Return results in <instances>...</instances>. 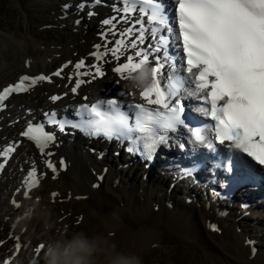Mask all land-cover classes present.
<instances>
[{"label":"bare ground","instance_id":"6f19581e","mask_svg":"<svg viewBox=\"0 0 264 264\" xmlns=\"http://www.w3.org/2000/svg\"><path fill=\"white\" fill-rule=\"evenodd\" d=\"M79 2L81 0H35L31 6L41 14V18L31 22L27 16L28 19L22 22V35L14 33L13 26L9 32L0 26V90L22 74L48 75L61 63L71 62L61 77H54L51 82H40L30 92L11 98L7 109L0 115V147L11 139H18L20 126L37 110L40 112L55 106L50 99L53 94L65 96L67 93L76 100L87 96L90 101L100 96L108 97L121 89L137 92V85L143 84L139 79L140 73H134L133 79H120L112 71L118 62L109 52L104 57L108 62L100 61L106 75L82 85L76 93L71 92L77 79H91L79 77L76 73L94 71L88 65L96 64L97 60L89 57L85 67L79 70L74 63L87 57L95 44H101L103 51L105 46L112 48L106 42L109 36L104 38L99 33L104 27L101 20L113 14V10L108 7L86 8L78 13L76 5ZM65 3L72 5L66 15ZM90 10L96 13L91 18L87 15ZM77 19L82 21L79 26L75 23ZM50 27L62 32L65 38L51 43L35 35ZM89 30L90 36L86 37ZM31 45L36 50L35 54L28 52ZM37 48L41 49V55ZM122 59H125L124 55H121ZM67 139L60 135L45 151L52 152L51 158L58 164L55 179V174L44 166L45 154L28 143L19 147L7 168V178L4 179L3 175L4 180L0 182V241L4 243L0 246V261L14 248L13 241L8 238L10 231L24 238L23 244L29 245L16 256V261L23 264L33 257V246L41 242L47 246L61 235L83 230L89 235L106 237L118 251L134 253L141 264H159V260L154 261L161 255L165 257L166 264H174L172 257L175 252L164 246V242L170 239L193 247L196 251L193 257H198L199 264H264V214L258 202L241 201L246 206H240L235 197L234 203L226 205V200L214 198V193L210 195L203 183L200 186L193 182L194 179L186 178L187 182L192 181L188 184L181 172L168 176L166 172L174 167L166 168L167 164L163 163L166 159L162 157L152 164L151 171L143 164L132 163L130 167L123 168L115 157L99 160L97 154L87 149L86 140L83 144L78 138L77 142ZM113 153L111 150L107 154ZM33 159L45 169L46 176L40 187L32 190L31 198H26L23 189L20 193L17 189L22 187L23 169ZM61 159L66 165L63 169L59 165ZM101 176L103 180L99 179ZM53 192L59 194L55 199L51 196ZM36 197H40L38 202ZM188 197L193 201L188 203ZM13 198L21 203L20 208L13 206ZM55 206L59 211H52ZM227 206L229 211L224 214ZM220 210L221 219L217 221L214 213L218 214ZM29 213L31 218L25 219ZM210 218L218 222L219 231L211 230ZM44 234L47 235L45 238ZM248 241L255 243L256 254L253 255ZM44 256L45 252H42L40 264H45Z\"/></svg>","mask_w":264,"mask_h":264},{"label":"snow or ice","instance_id":"6c2138e0","mask_svg":"<svg viewBox=\"0 0 264 264\" xmlns=\"http://www.w3.org/2000/svg\"><path fill=\"white\" fill-rule=\"evenodd\" d=\"M102 3L103 0H91V3L81 0L76 5L77 12ZM71 7L69 3L64 4L65 15ZM113 8L121 14L120 19L125 24L131 22L121 37L138 33L139 44L137 40L125 44L121 38L115 42V47L108 49L105 46L103 52L99 51L102 45L95 44L93 47L97 51L89 55L107 63L104 57L111 52L118 62L112 71L125 80L133 78L132 73H140L141 76L147 69V83L137 85L138 92L121 91V99H95L81 103L76 111L78 120L51 122L57 123L62 131L65 126H70L89 137L115 140L120 146L128 142L126 151L138 154L148 163L152 162L161 146H168L171 139L169 133L183 128L190 133L189 139L194 147L200 145L215 152L216 141L219 144L230 141V147L247 153L259 165H264V0H174L171 10L165 0H115ZM87 15L91 18L96 13L90 10ZM114 21H117L115 15L101 21L102 26H110L107 31L99 33L102 37L106 38L108 32L114 33ZM75 23L79 25L81 20L77 19ZM135 25L140 27L135 28ZM146 40L150 42L142 47ZM128 48L135 51L127 54ZM121 55L125 57L124 62H120ZM74 67L77 70L84 68V59L75 63ZM88 67L94 71H78L76 75L91 79H77L71 92L76 93L82 85L106 75L100 63ZM61 71H55L51 76L22 75L17 83L0 90V110L6 107L3 102L13 93L28 92L40 81L61 76ZM193 97L205 102L196 111L210 117L213 123H205L203 127L189 126L183 101ZM61 98L59 95L50 97L54 102ZM83 99L88 101L87 96ZM49 115L54 117L56 113H45V116ZM20 135L34 141L39 151L45 154L46 166L55 174V179L57 166L47 159L53 153H45L55 143L54 135L44 132L43 125L33 127L31 123ZM18 145L19 142H13L0 150V157L3 158L0 171ZM100 155L102 158L103 153ZM59 165L61 169L66 167L62 159ZM198 167L183 168L181 175L194 177ZM40 183L33 163L17 193L23 189L24 197L31 198L32 190ZM58 195L57 192L51 193L54 199ZM35 199L38 202L40 197ZM11 203L16 208L21 207L15 198ZM209 227L219 231L214 224ZM8 238L13 241L14 248L0 264H14V254L29 247L11 231ZM3 243L0 241V246ZM248 243L252 245L254 254L255 243ZM33 247L31 264H40L46 244L41 242ZM16 264L19 262L16 261Z\"/></svg>","mask_w":264,"mask_h":264},{"label":"clouds","instance_id":"9594fccd","mask_svg":"<svg viewBox=\"0 0 264 264\" xmlns=\"http://www.w3.org/2000/svg\"><path fill=\"white\" fill-rule=\"evenodd\" d=\"M147 69L139 77L147 83ZM30 213L25 219H30ZM45 264H141L134 253L118 251L106 237L89 235L85 231L61 235L50 241L45 249Z\"/></svg>","mask_w":264,"mask_h":264},{"label":"rangeland","instance_id":"374dc122","mask_svg":"<svg viewBox=\"0 0 264 264\" xmlns=\"http://www.w3.org/2000/svg\"><path fill=\"white\" fill-rule=\"evenodd\" d=\"M35 0H0V26L4 28V30L8 31L11 29V26H13L12 31L16 33L17 35H22L24 32L22 28V22L24 19H28L27 16H29L31 22L39 21L41 18V14L33 7L31 6V3H33ZM29 6V7H28ZM44 19V18H43ZM36 25V24H34ZM57 31V32H56ZM37 35L39 38L45 39V41H49L51 43H54V41L57 40V42L61 41V38L64 39L65 35L62 32H59L57 29H51L46 28L38 31ZM35 36V37H37ZM86 37L90 36V30L88 31ZM37 37V38H38ZM41 41V40H40ZM53 41V42H52ZM38 54L41 55V49L37 48ZM28 52L30 54H35L36 50L31 45L29 47ZM72 175V173H70ZM78 201V200H77ZM59 211V207L55 206L52 211ZM89 211V209L87 208ZM56 211V212H57ZM211 219V218H210ZM215 219V218H214ZM213 218L211 221L214 220ZM210 221V222H211ZM43 229V227L41 226ZM41 229V230H42ZM215 232V231H213ZM162 233V232H160ZM47 235L44 234V238ZM173 242H170V241ZM176 242V243H175ZM164 246H166L169 249L173 250V262L174 264H199L197 263L198 257H193L194 254H196V251L193 247H188L184 243H180L175 241L174 239H170L164 242ZM177 243H180V245H177ZM176 246V247H175ZM164 254V252H162ZM163 258H162V257ZM158 256L154 262L160 261L159 264H166V259L163 255ZM162 262V263H161Z\"/></svg>","mask_w":264,"mask_h":264}]
</instances>
